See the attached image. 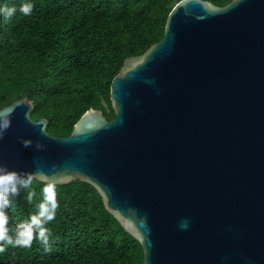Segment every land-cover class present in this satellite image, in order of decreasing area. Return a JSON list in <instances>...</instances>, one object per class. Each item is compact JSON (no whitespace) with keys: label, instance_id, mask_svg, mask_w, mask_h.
Returning <instances> with one entry per match:
<instances>
[{"label":"water","instance_id":"1","mask_svg":"<svg viewBox=\"0 0 264 264\" xmlns=\"http://www.w3.org/2000/svg\"><path fill=\"white\" fill-rule=\"evenodd\" d=\"M110 100L66 137L28 96L3 107L0 165L92 185L142 264H264V0H180Z\"/></svg>","mask_w":264,"mask_h":264},{"label":"trees","instance_id":"2","mask_svg":"<svg viewBox=\"0 0 264 264\" xmlns=\"http://www.w3.org/2000/svg\"><path fill=\"white\" fill-rule=\"evenodd\" d=\"M180 0H31V15L0 17V109L28 96L32 118L48 119L53 136H69L89 109L114 119L111 84L131 56L160 41ZM224 6L232 0H208ZM24 0H0L15 6ZM59 205L47 250L5 246L0 264H142L143 250L109 213L98 191L77 180L54 184ZM42 183L11 198L8 224L27 219L42 200Z\"/></svg>","mask_w":264,"mask_h":264},{"label":"clouds","instance_id":"3","mask_svg":"<svg viewBox=\"0 0 264 264\" xmlns=\"http://www.w3.org/2000/svg\"><path fill=\"white\" fill-rule=\"evenodd\" d=\"M32 9L31 0H24L18 9L15 6L0 4V17L8 20L17 11L28 16L31 15ZM8 126L7 122L0 120V137L3 136ZM39 179L43 185L41 189L43 196L42 200L36 204V211L30 214L27 219L20 221L9 229L7 227V209L10 206L11 198L19 195L20 190L24 189L27 191L29 202H31L34 195L31 191L33 176L20 175L14 170L8 169L7 166L0 165V252L5 250V246L31 247L34 239L43 244L47 250L51 236L47 225L55 220L59 205L55 199L53 183L44 174H41ZM189 224L188 218H184L181 220L179 227L181 230H186Z\"/></svg>","mask_w":264,"mask_h":264}]
</instances>
